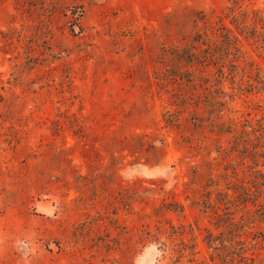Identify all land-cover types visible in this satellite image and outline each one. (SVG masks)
Returning <instances> with one entry per match:
<instances>
[{"label":"rangeland","instance_id":"374dc122","mask_svg":"<svg viewBox=\"0 0 264 264\" xmlns=\"http://www.w3.org/2000/svg\"><path fill=\"white\" fill-rule=\"evenodd\" d=\"M0 264H264V0H0Z\"/></svg>","mask_w":264,"mask_h":264},{"label":"trees","instance_id":"16d2710c","mask_svg":"<svg viewBox=\"0 0 264 264\" xmlns=\"http://www.w3.org/2000/svg\"><path fill=\"white\" fill-rule=\"evenodd\" d=\"M224 28H226L227 30H229L230 32H232L233 33V30L231 29V27H228V26H226V25H222ZM223 35H225V36H228V35H226V33H223ZM194 54V53H193ZM189 57L192 55V52H189L188 54H187ZM196 59V60H195ZM189 61V63L191 64V65H193L195 62H201L202 60L201 59H199V58H196V56L193 58V59H189L188 60Z\"/></svg>","mask_w":264,"mask_h":264}]
</instances>
